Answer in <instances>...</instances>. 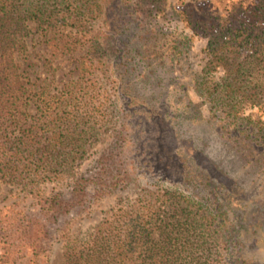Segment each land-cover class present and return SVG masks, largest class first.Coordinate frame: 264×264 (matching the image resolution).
Here are the masks:
<instances>
[{
    "label": "trees",
    "instance_id": "1",
    "mask_svg": "<svg viewBox=\"0 0 264 264\" xmlns=\"http://www.w3.org/2000/svg\"><path fill=\"white\" fill-rule=\"evenodd\" d=\"M165 5L166 0H0V190L12 183L37 198L30 211L0 212V264H40L53 227L68 229L88 198L134 178L127 166L117 164L115 155L123 150L100 159L95 175L75 174L86 138L96 129L93 110L90 114L96 72H107L116 59L126 66L138 51L132 37L116 39L107 29L93 28L100 19L114 24L118 14L130 27L144 30ZM254 9L264 12V2ZM251 11L239 7L223 23L205 28L206 62L198 83L235 118L246 104L264 107V24L257 25ZM34 31L46 46L47 79L56 76L52 58L86 48L77 57L76 76L60 89L28 84L22 64L30 58ZM220 69L223 77L212 80L209 75ZM241 119L252 125L241 126L242 136L249 128L264 130L253 113ZM65 177H73L69 189L41 194V184ZM224 216L220 208L210 211L170 190L156 198L140 196L115 209L87 238L68 241L62 264H208L214 253L222 255Z\"/></svg>",
    "mask_w": 264,
    "mask_h": 264
},
{
    "label": "rangeland",
    "instance_id": "2",
    "mask_svg": "<svg viewBox=\"0 0 264 264\" xmlns=\"http://www.w3.org/2000/svg\"><path fill=\"white\" fill-rule=\"evenodd\" d=\"M262 2L166 0L164 11L144 26L147 29L141 26V40L139 26L130 27L118 14L114 30L109 28L113 20L97 21L93 30L107 29L116 39L132 37L138 51L128 65L120 67L116 59L107 72H96L91 99L95 107L90 109L96 129L86 138V153L75 174L95 175L100 159L123 150L115 155L117 164L127 166L134 178L99 198H88L85 209L72 215L68 229L53 227L40 264H62L68 241L87 238L122 205L129 206L140 196L156 198L165 190L190 196L210 211H225L222 255L214 253L208 264H264V130L254 133L257 128L253 131L241 119L253 113L264 122V107L246 104L235 118L205 96L198 83L206 62L205 28L223 23L239 7L252 10L256 24L263 25L264 12L254 9ZM34 32L33 40H28L30 58L22 64L28 84L49 83L60 89L76 76L77 57L86 48L73 56L52 58L56 76L47 79L42 71L46 46ZM223 75L220 69L209 76L220 80ZM243 125L251 128L242 136ZM72 183L73 177L47 181L40 192L67 190ZM36 201L15 184L1 187L3 216L11 209L30 211Z\"/></svg>",
    "mask_w": 264,
    "mask_h": 264
}]
</instances>
